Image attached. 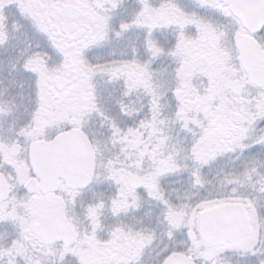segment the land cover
Returning a JSON list of instances; mask_svg holds the SVG:
<instances>
[{
  "label": "snow or ice",
  "instance_id": "1",
  "mask_svg": "<svg viewBox=\"0 0 264 264\" xmlns=\"http://www.w3.org/2000/svg\"><path fill=\"white\" fill-rule=\"evenodd\" d=\"M0 264H264V0H0Z\"/></svg>",
  "mask_w": 264,
  "mask_h": 264
}]
</instances>
